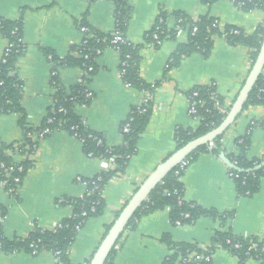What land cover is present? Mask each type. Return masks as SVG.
Instances as JSON below:
<instances>
[{"label": "crops", "instance_id": "crops-1", "mask_svg": "<svg viewBox=\"0 0 264 264\" xmlns=\"http://www.w3.org/2000/svg\"><path fill=\"white\" fill-rule=\"evenodd\" d=\"M131 7L126 37L139 45V75L148 83L163 77L169 56L178 44L187 41L186 29H177L175 38H164L158 47L145 42L160 11H166L167 29L176 30L172 13L181 11L193 20L202 15L215 18L219 28L232 24L252 33L264 22V11L244 12L231 0H217L208 5L202 0H128ZM22 17L24 52L16 61V74L22 83L21 105L28 126L36 127L53 104L50 84L52 65L42 48L52 50L59 58L68 55L73 45L81 43L83 33L78 22L101 33L115 28V5L112 0H0V18ZM8 41L0 34V59ZM96 73L87 83L90 102L77 104L74 112L92 130L101 133L108 146L122 143L121 122L131 107L139 104L143 93L126 85L118 66L119 54L105 48L95 59ZM250 69L248 48L231 45L219 35L214 37L208 57L194 52L184 57L178 67L168 71L154 89L152 113L125 171L112 177L103 189L104 212L85 221L68 250L71 264H84L101 240L104 228L114 219L134 190L149 173L175 148L177 127L195 129L200 118L188 113L187 92L196 86L214 84L216 92L229 107ZM82 69L58 68L64 88L75 84ZM264 73V69H263ZM249 126H251L249 128ZM250 131L249 159L264 153V105H249L224 132L225 154L236 153L235 138ZM22 138V129L13 113L0 114V147ZM16 160H20L15 156ZM32 167L15 193L0 182V231L4 237H25L35 227L53 230L72 214L67 199L78 198L87 189L85 180L104 169V162L84 153L82 143L64 129L40 138L32 153ZM184 200L204 209L232 212L223 222L200 217L190 224L173 225L168 209H159L141 216L134 228H127L115 245V253L107 264H161L171 250L161 240L168 235L175 243L210 245L217 231H231L236 236H255L264 242V175L258 190L251 196H238L229 168L212 152H201L187 164L182 174ZM0 264H56L51 251L5 253L0 251ZM211 264H240L238 258L223 248L212 253ZM243 264H260L249 258Z\"/></svg>", "mask_w": 264, "mask_h": 264}, {"label": "trees", "instance_id": "trees-1", "mask_svg": "<svg viewBox=\"0 0 264 264\" xmlns=\"http://www.w3.org/2000/svg\"><path fill=\"white\" fill-rule=\"evenodd\" d=\"M112 1L115 5V28L113 32L101 33L81 20L78 22V27L84 28L83 38L80 44L73 45L70 48L68 55L59 58L52 50L42 48L44 55L52 65L50 84L54 93L52 106L47 109L46 114L36 127L28 126L27 115L21 105L22 83L16 74L15 68L18 57L24 52L21 39L23 20L22 17L17 20L0 18V34L11 44L9 51L3 54L0 59V114L13 113L17 116V123L22 129V138L17 140V153L21 155L33 152L36 144L28 136L32 132L48 130V133L45 134L47 136L55 130L64 129L82 143L85 154L104 161L113 159L115 164V168L102 170L98 174L87 178L85 180L87 189L83 195L78 198L67 199L68 203L72 205V214L70 217L63 219L53 230L35 227L25 237L15 236L12 239L4 237L0 231V251L2 252L15 253L23 251L38 254L43 250H48L54 254L56 263L71 264L68 260L70 245L87 219L99 216L104 212L106 203L102 196L103 189L112 177L125 171L130 158L136 154L138 141L152 113L154 89L165 78L168 71L178 67L184 57L194 52L200 53L204 58L208 57L213 47L214 37L219 35L223 36L231 45L247 47L251 67L264 36V22L257 25L252 33L247 34L242 28L232 24L224 25L220 29L217 20L211 16L202 15L197 20H193L181 11L172 13L176 30L167 29L165 20L168 13L160 11L151 28L145 33L146 43L158 47L164 38H175L177 29L180 28L187 30L188 38L185 43L178 44L176 50L169 56L163 77L153 83H148L139 75L140 46L131 44L126 37L127 24L131 13L128 0ZM202 1L210 5L217 0ZM231 1L244 12L254 9L264 11V0ZM194 27L196 28L195 31H193ZM109 47L115 49L119 54L118 71L124 83L150 96L146 104L140 102L132 106L127 117L121 122L122 143L117 146H108L103 135L92 131L74 112V107L77 104L86 105L90 102L92 96H87L89 92L87 83L96 73L95 59L105 48ZM75 66L83 71L81 79L69 88H64L60 83L58 68ZM187 97L189 106L195 109L192 116L200 118V125L195 129L177 127L174 134L175 148L165 158L188 141L215 128L230 107L224 105L222 97L217 94L212 83L192 88L187 92ZM260 104L264 105L263 72L256 80L243 109L249 105ZM125 126H127V131L123 130ZM250 131L248 130L245 134L235 138L236 153L226 154L227 158L240 169V171H237L229 168L238 196H251L254 194L259 188L260 178L264 175V168L252 171V168L264 161V153L258 158L249 159L247 157V151L250 147ZM222 138L223 134L217 136L212 141L211 149L209 145L199 146L185 160L189 163L201 152H212L215 155H218L221 151L224 152ZM27 146H29L28 149ZM8 150L15 151L12 142L3 143L0 147V180L6 179L5 167L12 161V155L8 154ZM21 163L23 168L21 172L15 168L7 176L6 186L12 193H15L17 189L14 178L20 177L23 180L27 171L33 165L29 159H25ZM175 170H178V166L167 174L150 192L148 198L134 213L126 229L134 228L136 221L141 216L166 208L169 211V219L173 225L190 224L200 217H210L223 222L226 218L232 216V212L220 213L216 210L204 209L198 204L184 200L183 171L175 174ZM120 210L121 208L116 212L114 218ZM0 213L1 217L5 214L4 209L1 207ZM112 222L105 226L101 239ZM161 240L171 250V253L164 258L161 264H196L199 260L191 256L193 252L197 255H207L213 253L218 247L235 255L240 264H243L249 258L260 260L264 264V242L255 236H236L229 230L217 231L206 249L194 243L172 242L166 234L162 236ZM114 253L115 246L105 264L112 260ZM92 254L84 264H88ZM200 263L206 264L203 261H200Z\"/></svg>", "mask_w": 264, "mask_h": 264}, {"label": "water", "instance_id": "water-1", "mask_svg": "<svg viewBox=\"0 0 264 264\" xmlns=\"http://www.w3.org/2000/svg\"><path fill=\"white\" fill-rule=\"evenodd\" d=\"M263 69L264 36L253 64L244 80V83L242 84L235 99L230 105L229 110L221 122L215 128L188 141L183 146L176 149L149 173V175L142 181V183L136 188V190L127 200V202L123 205L118 215L113 219L112 224L94 250L88 264H105L109 254L126 229L136 210L148 198L150 192L167 174L173 171L183 160L187 158L191 152H193L199 146L209 145V148L211 149L212 141L217 136L224 134V132L235 122L239 114L242 112L249 94L259 75L263 72ZM218 156L228 168L240 171V169L235 164H233L229 158H227L225 152L221 151ZM261 168H264V161L252 168V171H256Z\"/></svg>", "mask_w": 264, "mask_h": 264}, {"label": "built area", "instance_id": "built-area-1", "mask_svg": "<svg viewBox=\"0 0 264 264\" xmlns=\"http://www.w3.org/2000/svg\"><path fill=\"white\" fill-rule=\"evenodd\" d=\"M196 30V28L194 27L193 28V31H195ZM80 31L83 33L84 32V28L83 27H81L80 28ZM151 46L153 45V44H151V43H149ZM11 47V44H7V47H6V49H5V52H4V54H6L8 51H9V48ZM115 50V49H114ZM52 74V73H51ZM82 76V75H81ZM81 79V77L79 78V80ZM87 96H91V93L90 92H88V94H87ZM144 97H143V99H142V101L141 102H143L144 104H146V101L149 99V97L150 96H148V94H144L143 95ZM188 113L192 116L194 113H195V109L193 108V107H191V106H189L188 105ZM124 131H127V126H125L124 127V129H123ZM46 133H48V130H42V131H35V132H32L31 134H29L28 136L32 139V141L36 144V142H37V140L38 139H40V138H43L44 136H45V134ZM18 141H15V142H12V145H13V147L15 148V153L14 152H11V151H7L8 152V154H10V155H12V161H11V163L7 166V167H5V171H4V173H5V176H6V179H2V180H0V182H5L6 183V181H7V176H9L10 175V173L11 172H13L14 170H15V168H17V170L19 171V172H21L22 170H23V168H22V166H21V161H23V160H25V159H29V160H31V157H32V153L33 152H31V153H25V154H18L17 153V151H16V149H17V147H18V143H17ZM11 143V142H10ZM36 147V146H35ZM35 147H34V149H35ZM27 149L29 148V146H27L26 147ZM34 151V150H33ZM14 155L15 156H17V157H19L20 158V160H16V158L14 157ZM89 156V155H88ZM90 157V156H89ZM101 160V159H100ZM103 162H104V169L103 170H105V169H113V168H115V164L113 163V159H111V160H109V161H104V160H102ZM187 164H188V162L186 161V160H183L179 165H178V170H175L174 171V173L175 174H179L180 173V171H184L185 170V167L187 166ZM14 181L16 182V187L18 188V186L21 184V182H22V179L20 178V177H15L14 178ZM0 218H1V213H0ZM237 246V245H236ZM207 247V246H206ZM206 247H201V248H203V249H206ZM33 254H34V252H33ZM191 256H194L195 257V259H197V260H199L198 262H196V264H201L200 263V261H203V263H206V264H211V261H212V253L211 254H207V255H197V254H195L194 252L191 254ZM259 262H260V264H262L261 263V261L260 260H258ZM56 264H61V263H56Z\"/></svg>", "mask_w": 264, "mask_h": 264}]
</instances>
